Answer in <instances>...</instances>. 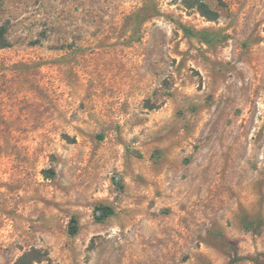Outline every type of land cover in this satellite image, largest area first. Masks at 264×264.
I'll return each mask as SVG.
<instances>
[{
	"label": "rangeland",
	"instance_id": "1",
	"mask_svg": "<svg viewBox=\"0 0 264 264\" xmlns=\"http://www.w3.org/2000/svg\"><path fill=\"white\" fill-rule=\"evenodd\" d=\"M0 0V264H264V0Z\"/></svg>",
	"mask_w": 264,
	"mask_h": 264
},
{
	"label": "trees",
	"instance_id": "2",
	"mask_svg": "<svg viewBox=\"0 0 264 264\" xmlns=\"http://www.w3.org/2000/svg\"><path fill=\"white\" fill-rule=\"evenodd\" d=\"M187 5L191 8H197L209 21H216L219 19V14L212 10L205 2H203V0H194L189 3L187 2ZM6 32V28H0V47L2 49L9 47V43L7 42L5 36Z\"/></svg>",
	"mask_w": 264,
	"mask_h": 264
}]
</instances>
